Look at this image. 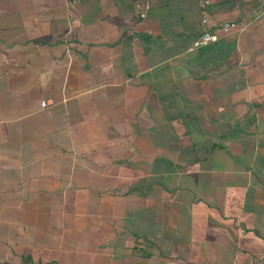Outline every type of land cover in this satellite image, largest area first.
I'll use <instances>...</instances> for the list:
<instances>
[{"label": "crops", "instance_id": "crops-1", "mask_svg": "<svg viewBox=\"0 0 264 264\" xmlns=\"http://www.w3.org/2000/svg\"><path fill=\"white\" fill-rule=\"evenodd\" d=\"M207 1L0 0V264H264V0Z\"/></svg>", "mask_w": 264, "mask_h": 264}, {"label": "built area", "instance_id": "built-area-1", "mask_svg": "<svg viewBox=\"0 0 264 264\" xmlns=\"http://www.w3.org/2000/svg\"><path fill=\"white\" fill-rule=\"evenodd\" d=\"M66 4L71 5L74 3L79 2L80 0H63ZM135 2V5L139 8L142 7V3L141 0H133ZM200 5L202 7L206 6L208 4L207 0H198ZM140 16L142 17L144 14L142 12L139 13ZM202 24H205V20H202ZM240 27L238 24L234 23V22H229V23H224L220 26V32L221 35H227L230 34L232 32H236L239 31ZM218 36L211 34L208 31L203 32L201 35H199V37H197V39L193 42L191 49H196L198 47L207 45L215 40H217ZM42 106H45V103H41Z\"/></svg>", "mask_w": 264, "mask_h": 264}]
</instances>
